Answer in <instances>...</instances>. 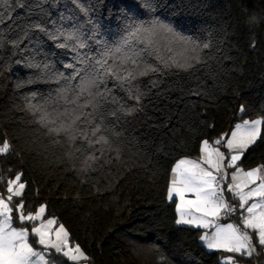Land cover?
Here are the masks:
<instances>
[{
  "label": "trees",
  "instance_id": "16d2710c",
  "mask_svg": "<svg viewBox=\"0 0 264 264\" xmlns=\"http://www.w3.org/2000/svg\"><path fill=\"white\" fill-rule=\"evenodd\" d=\"M12 7L14 11L0 8V146L4 141L10 146L0 153V193L20 174L24 194L14 197L13 204L22 199L26 212L45 204V217H56L68 229L91 264H225V251L201 242V227L176 223V198L170 200L168 190L176 160L200 156L204 140L227 151L223 137L244 119L261 116L263 124L238 164L245 169L264 166V0H56L55 6L52 0H26L23 7L13 0ZM61 12L71 13L88 35L81 54L90 57L118 46L133 20L156 16L211 46L199 52L197 62L190 48L165 53L166 45H176L167 35L154 37L162 55H175L177 63L192 67L140 77V104L115 89L121 103L136 110L118 111L117 118L109 113L119 106L107 104L102 126L107 142L89 145L79 134L72 140L50 131L61 121L45 101L55 97L60 85L54 79L38 80L37 70L28 67L33 57H47L54 72L67 76L73 69L65 65L75 62V54L55 47L43 33H33L38 42L29 45L25 39L19 49L8 42L31 23L51 27ZM32 93H37L35 99ZM33 106H43L48 119L41 122L42 111ZM228 199L238 207L230 193ZM239 216L240 211L234 219ZM12 219L22 225L16 215ZM254 244L259 258L233 255L264 264L263 247Z\"/></svg>",
  "mask_w": 264,
  "mask_h": 264
},
{
  "label": "snow or ice",
  "instance_id": "6c2138e0",
  "mask_svg": "<svg viewBox=\"0 0 264 264\" xmlns=\"http://www.w3.org/2000/svg\"><path fill=\"white\" fill-rule=\"evenodd\" d=\"M48 0H40V3H47ZM53 6L56 0H52ZM79 4L80 0H73ZM17 6L23 7L26 0H16ZM13 0H0V8L8 11H14L12 7ZM83 14L89 17L91 14L87 9H83ZM138 15H143L142 10H138ZM51 19V14H48ZM3 13H0V21H3ZM11 19V17H9ZM67 24V26H65ZM51 27L42 22H34L23 27L17 35V38L8 42L13 48H20L25 39L29 45L38 42L32 39L33 33H43L49 40L55 42L57 48H65L75 54V62L66 64L65 67L72 68L70 75L54 72L53 66L44 60H36L33 57L28 67L37 70L38 80L54 79L60 85L56 89L55 97L49 96L45 104H53V114L61 121L59 127L51 128L57 134L63 133L69 139L79 138L87 141L89 145L106 143V137L102 134L105 113L109 110L105 107L107 104L118 105V110L113 109L110 115L118 117V111L124 114H131L136 110L134 106L130 107L121 101L115 95V89H121L127 93L129 100H135L137 104L141 103L144 93L139 87V78L150 74L161 73L165 68L177 67L187 69L191 64L177 63L175 55H162L161 48L156 46L154 37L167 35L176 48L166 45L165 53H175L179 49L190 48L197 54L199 62V52L210 48V43L203 42L191 35L177 31L176 28L159 16L151 20H133L128 25L127 35L123 41L116 47L105 48L99 57H90L87 53L81 54V50L88 47V35L81 29L79 22L69 13L59 14L58 20H51ZM3 34L0 33V39ZM137 45H143L138 47ZM27 47V45H26ZM119 57V61H117ZM150 58H154L150 59ZM112 61L109 63V61ZM63 81V83H61ZM75 81V83H73ZM109 81L112 86L109 87ZM155 86L156 81H152ZM37 93H32V99L36 98ZM37 111H42L43 106H33ZM244 110L243 105L241 111ZM49 117L46 111H42L41 122ZM55 122V121H53ZM260 120L244 121L245 132L239 142L236 141L237 134L233 133V138L227 141L226 147L230 150H242L254 143L260 134ZM238 128L240 126H237ZM219 143V141H217ZM9 143L3 142L0 146V153H6L9 150ZM202 153L209 152V142L202 141ZM218 158V163H213L210 153L203 159L204 163L210 165L213 170L201 167L199 163L191 162V167H182L186 164L185 160L179 161L173 172H178V178L171 180V186L168 190V198L171 200L173 194L179 197L180 203L177 204V210L180 217L177 224H191L205 229H214L211 234L205 232L201 240L208 249H223L229 253H247L251 255L254 251L251 237L246 231H241L237 225L220 224L217 221L222 218V214L227 215L235 213L237 209L228 204L224 198L225 189L221 182L228 178L226 172L222 173L224 154L218 148L211 149ZM240 158L239 154L231 155L226 167H235V162ZM242 170L237 168L231 175L233 183L227 185V191L232 192L240 200V209L242 224L246 229H253L258 236L259 244L264 245V180L255 188H251L246 193L241 190V185L236 183L238 174ZM214 172L216 174H214ZM258 170L244 172L243 175L248 178L256 177ZM222 173V174H221ZM21 179L17 175L14 180L8 181L7 196L0 195V264H50L46 259L50 253L48 249H54L56 253L62 254L72 261L87 259L79 245L69 246L68 233L63 225L55 230V238H52V225L54 218L43 219L46 206L41 205L34 212L25 211V203L22 199L13 204L14 197H22L25 185L18 183ZM255 183V180H251ZM248 187V185H244ZM194 192V200H185V192ZM258 197L259 200H249ZM247 206V207H245ZM185 207L189 208L185 211ZM194 210V211H193ZM195 213H199L197 216ZM16 215L22 225L31 224V233L38 237L36 241L41 246V250L34 249L28 243V227H12V216ZM39 221V225L33 223ZM225 264H235L232 257H228Z\"/></svg>",
  "mask_w": 264,
  "mask_h": 264
},
{
  "label": "rangeland",
  "instance_id": "374dc122",
  "mask_svg": "<svg viewBox=\"0 0 264 264\" xmlns=\"http://www.w3.org/2000/svg\"><path fill=\"white\" fill-rule=\"evenodd\" d=\"M255 120H260V121H261V124L259 125L260 133H261L262 124H263V118H262L261 116L255 117V118H253V119H244V120H241V121L237 122V123L234 125V127L232 128V130H231L227 135H225V136L223 137V143H224V146L227 144V141H228V140H230V139L233 138V133H234V132L237 134V136H236V141L239 142V140L241 139V137L244 135V132H245L244 121H249V122H251V121H255ZM237 126H240V127L238 128ZM259 136H260V134H259ZM259 136L257 137V139L259 138ZM257 139H256V140H257ZM256 140H255V141H256ZM252 144H253V143H252ZM250 145H251V144H250ZM250 145H249V146H250ZM249 146H248V147H249ZM217 147H218L219 151H220L221 153L224 154V161H223V165H224V166L222 167V171H223V172H226V173L228 174V178L224 181V184H223V186H222V187L225 189V191H224V198H225V200L227 201L228 204H229V203H232V202L228 199V193H230V194L236 199V201H237V203H238V207L236 206L237 212L240 211L239 219H234V218H220L217 222L220 223V224H225V225H226V224H229V223H231V224H233V225H237V226L240 227L241 231H246V232L249 234V236L251 237V241H252L253 243H256V242L259 243V240H258V236H257V234H256V231L253 230V229H246V228H244V226H243V224H242V217H241V212H242L243 210L240 209V200H239V198H238L237 196H234L232 192H228V191H227V185L230 184V183H233L232 180H231V175H232L233 172L236 171L237 168H239V169H241L242 171L238 174V178H237L236 183H239V184L241 185V190H242L243 192L246 193V192L249 191L251 188H255V187H256V186H257L262 180H264V166L261 165V166H258V167L256 166V167L251 168V169H245V168H243L242 166H240V165L238 164V163H239V160H240V158H241V156H242V154L244 153V151H245L248 147L242 150V154H241V152H240L239 150H235V149H234V150H230V149H228L226 146H225V148L227 149V151H224V150H223L224 148L222 147V145H221V146H220V145H217ZM233 154H239V155H240V158L235 162V167L228 168V167H226L227 162L230 160L231 155H233ZM206 155H207V157H208L209 152L206 153ZM210 158L212 159V161H213L214 164L219 162V161H218V158H217V155H216L215 153H212V152H211ZM186 159H189V157H188V158H185V161H188V162H189V160H186ZM203 159H204V158H202V160H200V161L203 162ZM201 162H198V163L200 164ZM203 163H204V162H203ZM204 164H207V163H204ZM207 165H208V164H207ZM208 166H209V167H208V170H213V168H212L210 165H208ZM183 167H187V163H186ZM251 170H258L256 177L248 178V177H246V176L243 175L244 172H248V171H251ZM214 174H216V173L214 172ZM17 175H20V174H17ZM17 175H16V176H17ZM16 176H15V177H16ZM15 177L12 178L11 180H14ZM251 180H255V183H251V182H250ZM18 183H23V184L25 185V183H24L21 179H20V181H19ZM246 184L248 185V187H244V185H246ZM7 187H8V185H7ZM23 192H24V190H23ZM192 194H193V193H192ZM0 195H3V194L0 193ZM7 195H8V193H7V189H6V191L4 192V196H7ZM190 199L194 200L193 196H190V195H189V192L186 191L185 200H190ZM253 200H259V198H258V197H253L252 200H249V204H251V203L253 202ZM179 203H180V200L178 199L176 205L179 204ZM42 205H45V204H42ZM40 206H41V205H40ZM40 206H39V207H40ZM45 206H46V205H45ZM39 207H38V208H39ZM245 207H247V206H245ZM184 210H185V211H188L189 208L185 207ZM193 211H194V210H193ZM45 213H46V211H45ZM45 213H44V217H43V219H45V220L48 219V218H54V219H55V223L51 226L52 229H53L52 238L54 239V238H55V230L58 229L59 226H60V225H63V224H62L61 222H59V221L57 220L56 217H53V216H51V217H45ZM195 215L199 216L200 214H199V213H195ZM237 220H238V221H237ZM33 223H36L37 225H39L40 222H39V221H35V222H33ZM25 226L28 227V229H29L28 243H29L34 249H36V250H41V246L38 245V243L36 242V241L38 240V237L33 236L32 233H31V224L17 226V225L14 224L13 219H12V227H15V228H21V227H25ZM63 227H64V229H65V230L67 231V233H68V242H69V246H70V247H74L75 245H79L78 243H76V242H72V241L70 240V236H69V231H68V229H67L64 225H63ZM201 228L204 229V230H202V232H201V236L204 235L205 232H208L209 234H211V232L214 230V229H205V228H203V227H201ZM32 236L35 237V241H32V240H31ZM200 240H201V237H200ZM204 244H205V243H204ZM261 246L263 247V251H264V245H261ZM79 247H80V245H79ZM80 248H81V247H80ZM81 250L83 251V253H84L85 256L87 257V254L84 252V250H83L82 248H81ZM210 250H223V249H210ZM47 251L50 253V255H48V256L46 257V259L50 262V264H65V263H61V260H62V259H63V260H66V259H67V260L69 261V263H66V264H91L87 259H80L79 261H72V260L68 259L67 257L63 256L62 254H58V253H56L54 249H48ZM223 251H225V250H223ZM224 253H225V254L222 255V261H223L224 263H225V261H226V259H227L228 257H232V258L234 259V261H235V264H249V263L244 262V261H241V260L239 261V260L233 255L234 253H229V252H227V251H225ZM239 254H245V255H247V256H251V255H248L246 252H245V253H239ZM251 254H252V253H251ZM256 257L259 258V255L256 256ZM259 264H262V262L259 263Z\"/></svg>",
  "mask_w": 264,
  "mask_h": 264
},
{
  "label": "crops",
  "instance_id": "0c3cea01",
  "mask_svg": "<svg viewBox=\"0 0 264 264\" xmlns=\"http://www.w3.org/2000/svg\"><path fill=\"white\" fill-rule=\"evenodd\" d=\"M204 141H205V140H204ZM207 141L209 142V153L211 154V149H216V148H218V147H217V144H215V143H213V142H211V141H209V140H207ZM225 146H226V145H225ZM185 158H188V157H182V158L176 160V162H175L174 165H173V169L176 167V165L179 163V161H181V160H185ZM202 158H207L206 153H202V151H201L200 156H198V157H189V159H186V160H189V162L186 161V163H187V167H191V162H193V161L196 162V163L201 162L200 160H202ZM200 165H201V167L206 168V169H208V167H209L207 164H204L203 162H201ZM182 167H183V166H182ZM257 167H258V166H257ZM173 169H172V173H171V180H172L173 178H178V172H179V170H177V172L174 173V172H173ZM171 180H170V185H169V187L171 186ZM192 193H193V194H192ZM185 195H186V192H185ZM189 195H190V196H193L194 199L196 198L194 192H189ZM173 198H176V203H177V200L179 199V197L176 196L175 194H173L172 199H173ZM176 210H177V205H176ZM179 217H180V212H178V210H177V219H178ZM180 225L195 226V225H191V224H180ZM203 230H204V229H203ZM201 242L204 244V242H203L202 240H201ZM204 245H205V244H204ZM251 255H252V254H251Z\"/></svg>",
  "mask_w": 264,
  "mask_h": 264
},
{
  "label": "built area",
  "instance_id": "2783aa9c",
  "mask_svg": "<svg viewBox=\"0 0 264 264\" xmlns=\"http://www.w3.org/2000/svg\"><path fill=\"white\" fill-rule=\"evenodd\" d=\"M222 173H223V171H222ZM224 181L221 182L222 186L224 184ZM229 204L236 208V205L234 203H229ZM236 214H237V211L235 213H230V214H227V215L222 214V218H234ZM252 245L254 246V251H252V256L256 258V256H258V250H257V248H256V246H255V244L253 242H252ZM259 263L260 262H258L257 260L255 261V264H259Z\"/></svg>",
  "mask_w": 264,
  "mask_h": 264
}]
</instances>
